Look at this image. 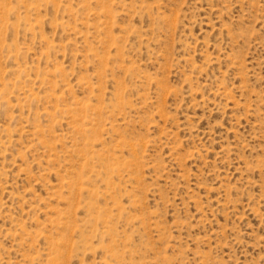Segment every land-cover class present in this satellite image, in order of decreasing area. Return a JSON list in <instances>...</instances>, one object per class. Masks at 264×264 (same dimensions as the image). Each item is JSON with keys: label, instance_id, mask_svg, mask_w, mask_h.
Segmentation results:
<instances>
[{"label": "rangeland", "instance_id": "rangeland-1", "mask_svg": "<svg viewBox=\"0 0 264 264\" xmlns=\"http://www.w3.org/2000/svg\"><path fill=\"white\" fill-rule=\"evenodd\" d=\"M0 264H264V0H0Z\"/></svg>", "mask_w": 264, "mask_h": 264}]
</instances>
